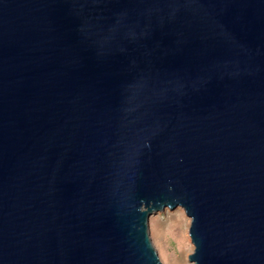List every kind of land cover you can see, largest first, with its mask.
Here are the masks:
<instances>
[{"label": "water", "instance_id": "obj_1", "mask_svg": "<svg viewBox=\"0 0 264 264\" xmlns=\"http://www.w3.org/2000/svg\"><path fill=\"white\" fill-rule=\"evenodd\" d=\"M167 207L264 264V0H0V264H168Z\"/></svg>", "mask_w": 264, "mask_h": 264}, {"label": "rangeland", "instance_id": "obj_2", "mask_svg": "<svg viewBox=\"0 0 264 264\" xmlns=\"http://www.w3.org/2000/svg\"><path fill=\"white\" fill-rule=\"evenodd\" d=\"M192 223L183 207L176 210L167 208L152 214L151 232L168 264H195L190 258L196 250L191 234Z\"/></svg>", "mask_w": 264, "mask_h": 264}, {"label": "bare ground", "instance_id": "obj_3", "mask_svg": "<svg viewBox=\"0 0 264 264\" xmlns=\"http://www.w3.org/2000/svg\"><path fill=\"white\" fill-rule=\"evenodd\" d=\"M167 208H170V207H167ZM167 208H165V209H167ZM172 209V208H171ZM184 209V208H183ZM164 210V209H163ZM173 210H176V209H173ZM186 211V210H185ZM159 212V211H158ZM150 229H151V227H150ZM187 232L185 233V240H187Z\"/></svg>", "mask_w": 264, "mask_h": 264}]
</instances>
